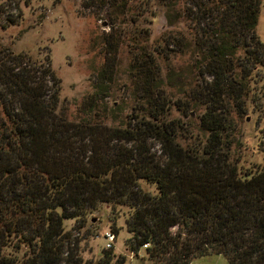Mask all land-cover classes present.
I'll list each match as a JSON object with an SVG mask.
<instances>
[{"label": "trees", "instance_id": "1", "mask_svg": "<svg viewBox=\"0 0 264 264\" xmlns=\"http://www.w3.org/2000/svg\"><path fill=\"white\" fill-rule=\"evenodd\" d=\"M79 1L119 38L131 29L134 115L124 126L108 125L118 117L100 96L115 59L70 120L50 65L0 45V264H83L81 239L64 221L80 223L77 231L102 205L128 210V250L137 256L147 245L151 264L212 255L264 264V170L241 175L232 161L225 107L242 113L248 83L264 68L261 0H159L169 29L159 53L169 66L165 83H179L181 115L202 111L195 135L193 126L169 119L161 69L134 27L138 0ZM178 25L184 30L173 32ZM176 58L187 59L184 70L170 67ZM125 260L112 247L97 264Z\"/></svg>", "mask_w": 264, "mask_h": 264}, {"label": "rangeland", "instance_id": "2", "mask_svg": "<svg viewBox=\"0 0 264 264\" xmlns=\"http://www.w3.org/2000/svg\"><path fill=\"white\" fill-rule=\"evenodd\" d=\"M258 15L256 34L264 45V0ZM138 17H134V27L142 32L141 46L154 53L161 69L162 89L171 104L169 119H180L193 126V135L199 132V117L202 111L192 112L190 117L178 111V101L184 100L179 83H165L168 64L159 55L163 49L164 36L169 32L164 18V10L159 0H138ZM103 17V15H102ZM93 10H86L79 0H0V45L16 55H25L34 62L49 64L59 81V96L63 106L68 108L70 120H77V109L81 102L94 92L98 74L109 59H115L112 83L101 94L107 109L115 113L117 123L108 125L124 126L134 115L137 100L136 84L130 77L131 49L129 27L112 33L99 21ZM14 21L11 24L9 21ZM129 30L128 33L126 30ZM171 29V28H170ZM173 32L183 31L178 25ZM112 33L110 39V34ZM125 35L121 40V37ZM166 33V34H165ZM114 46H109L107 42ZM119 40V41H118ZM107 41V42H106ZM116 44H119L115 49ZM187 59L173 60L175 70H184ZM248 94L244 98L245 108L238 114L236 105L227 103L229 130L226 134L230 144V157L236 163L241 175H253L264 170V68L258 69L248 83ZM104 97V98H103ZM157 152V147L154 148ZM140 188L156 195L155 186L144 181ZM127 209L102 205L88 214L83 227L74 231L80 223L64 221V230L73 232L81 239L80 256L83 264H97L105 251L103 236L107 232L115 235L113 252L115 257H124L125 264H151L145 249H139L137 256H131L127 247L130 238L126 230ZM191 264H228L223 256L212 255L195 259Z\"/></svg>", "mask_w": 264, "mask_h": 264}, {"label": "built area", "instance_id": "3", "mask_svg": "<svg viewBox=\"0 0 264 264\" xmlns=\"http://www.w3.org/2000/svg\"><path fill=\"white\" fill-rule=\"evenodd\" d=\"M103 239L106 242L104 249L110 250L113 247V243L116 240L115 235L111 232H107L104 234ZM143 249H147V245L143 246ZM131 256H133V255L131 254Z\"/></svg>", "mask_w": 264, "mask_h": 264}]
</instances>
